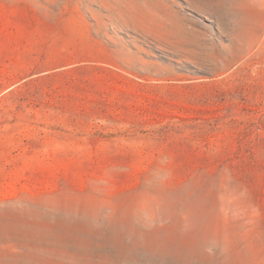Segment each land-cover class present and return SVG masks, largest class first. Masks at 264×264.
Segmentation results:
<instances>
[{
	"label": "rangeland",
	"instance_id": "374dc122",
	"mask_svg": "<svg viewBox=\"0 0 264 264\" xmlns=\"http://www.w3.org/2000/svg\"><path fill=\"white\" fill-rule=\"evenodd\" d=\"M0 264H264V0H0Z\"/></svg>",
	"mask_w": 264,
	"mask_h": 264
},
{
	"label": "bare ground",
	"instance_id": "6f19581e",
	"mask_svg": "<svg viewBox=\"0 0 264 264\" xmlns=\"http://www.w3.org/2000/svg\"><path fill=\"white\" fill-rule=\"evenodd\" d=\"M188 250V249H187ZM190 250V249H189Z\"/></svg>",
	"mask_w": 264,
	"mask_h": 264
}]
</instances>
